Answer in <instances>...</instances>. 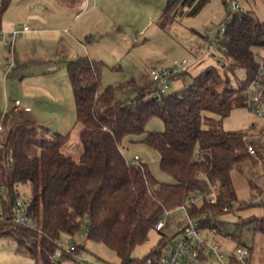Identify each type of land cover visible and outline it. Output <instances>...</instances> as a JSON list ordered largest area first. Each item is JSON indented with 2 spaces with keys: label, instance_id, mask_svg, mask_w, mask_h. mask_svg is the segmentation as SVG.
<instances>
[{
  "label": "trees",
  "instance_id": "obj_1",
  "mask_svg": "<svg viewBox=\"0 0 264 264\" xmlns=\"http://www.w3.org/2000/svg\"><path fill=\"white\" fill-rule=\"evenodd\" d=\"M208 1L169 0L161 27L181 16L196 15ZM11 2L0 0V18ZM222 2L227 18L229 0ZM214 45L220 53L226 49L222 52L225 64L209 65L182 90L157 92L151 98L147 97L155 89H141L135 78L103 87V61L88 55L70 61L67 71L80 125L78 151L68 147L70 133H51L14 111L3 115L0 186L7 188L8 199L0 219V238L12 241L16 251L31 256L34 264H63L71 259L55 257L59 242L86 233V239L104 243L115 252L119 258L115 263L145 264L148 257L170 246L176 234H163L142 257L133 256L134 249L148 240L166 211L175 210L190 195L215 187V203L189 208L192 215H205L206 224H210V213L222 224V217L230 212L224 208L235 202H239L237 210L253 206L254 190L264 185V135L251 138L256 150L252 155L244 136H253V127L226 130L220 119L207 113L221 118L236 107L247 106L245 91L261 64L264 67V56H260L264 21L254 11L243 10ZM260 84L264 89V71ZM154 117L163 121L164 129L147 132V123ZM141 134H145L142 141L159 154L160 167L172 181L157 179L142 158L133 163L125 156L124 140ZM247 164L259 174L258 180L248 175V201L239 200L233 180V171L245 174ZM20 185L30 189L27 224L11 216L15 196L24 195ZM262 208L260 217L238 220L236 230L230 232L236 241L247 224H254L264 235Z\"/></svg>",
  "mask_w": 264,
  "mask_h": 264
},
{
  "label": "rangeland",
  "instance_id": "obj_2",
  "mask_svg": "<svg viewBox=\"0 0 264 264\" xmlns=\"http://www.w3.org/2000/svg\"><path fill=\"white\" fill-rule=\"evenodd\" d=\"M169 0H127L125 4L127 14L130 17L129 28H126L127 34H132V41H120L121 46L127 48L132 42L126 52L124 51V60L116 63V71L114 76L105 77L102 81L103 87L113 83L119 78L125 77L127 74H133L138 68H146L147 66H172L175 60L187 59L190 63L189 73L181 74L176 79L170 81L171 91L182 90L187 87L194 75L202 71L209 65L217 64L211 54L201 56L197 54L198 48H203L208 38L206 34L214 30L213 39L219 34L218 26L223 24L227 15V7L222 0H209L205 6L196 15H184L177 20L169 22L164 28L160 25V19L165 11ZM232 0H229L230 3ZM243 10H252L264 21V0H236ZM120 8V6H119ZM30 27V26H29ZM145 29L143 33H137V30ZM130 39V37H129ZM148 39L150 43L151 56H148L150 61L148 63H141L139 57L145 59V53H141V45L143 41ZM138 41L137 43H135ZM123 48V47H122ZM125 49V48H123ZM212 52H217L215 45L211 46ZM159 52V53H155ZM198 57V62H195V57ZM201 56V57H200ZM261 59L264 56V49H260ZM144 65V66H143ZM243 70L238 71V75L242 76ZM179 78V79H178ZM178 79V80H177ZM67 95L56 102L64 104V112L48 111L43 115L46 118L47 124L52 130L57 129L66 133H70V141L68 142L69 149L73 151L79 150V130L80 125L76 123V106L74 95L71 86L68 88ZM0 91L3 94L4 88L0 85ZM15 99V95L14 98ZM3 101V97L2 100ZM13 102V101H12ZM12 103L11 105H13ZM264 104V93H263ZM215 119H220L226 130H250L253 127L254 135L252 139L262 138L264 133V120L254 114L247 106L234 108L227 116L219 117L214 114H208ZM205 122V120H204ZM164 129L163 121L160 118H151L146 126V131H161ZM264 135V134H263ZM145 134L132 135L124 140V154L132 160L135 155H139L144 162L149 164L150 170L153 175L160 181H172V178L162 171L159 164V154L150 146H148L142 139ZM72 142L76 143L73 144ZM251 166L247 164L246 173L243 174L238 170L233 171V180L237 190L239 200H250L251 189L248 184V175H253L258 180L259 174L253 173ZM260 171V170H259ZM19 190L26 196H30V189L28 185H20ZM263 213L262 205L254 204L253 206L237 211H230L226 213L223 219V228L225 232H234L237 228L238 220H246L249 216L255 215L260 217ZM184 211L176 209L168 216L165 227L162 231L152 229L148 235V240L137 246L132 255L135 257L144 256L149 249L155 245L160 237L164 234L168 237L175 235V238L170 241L173 244L178 237L179 224L178 221L183 218ZM241 238H252V256L251 264H264V235L258 229H254V224H247L243 227L242 231L238 232ZM86 248L98 256L118 262L119 258L108 248L104 243L95 242L84 238ZM234 241L228 240L224 244V251L227 253L233 251ZM0 264H34L31 256L20 254L15 249V244L8 240L0 238ZM63 264H74L72 261H64ZM203 264H214L210 261Z\"/></svg>",
  "mask_w": 264,
  "mask_h": 264
},
{
  "label": "crops",
  "instance_id": "obj_3",
  "mask_svg": "<svg viewBox=\"0 0 264 264\" xmlns=\"http://www.w3.org/2000/svg\"><path fill=\"white\" fill-rule=\"evenodd\" d=\"M126 1L12 0L0 18V31L7 37L11 30L24 24L30 26V30L22 33L15 41V66L12 70L7 69L10 52L0 42V85L4 88L3 94L0 91V118L6 108H12L14 104H11L20 100L19 116L49 128L51 133L64 134L61 130H52L43 115L48 111H65L64 104L56 103V106L53 101L62 100L71 86L67 71L70 61L88 55L106 64L102 81L106 76H114L116 63L124 60V51L132 47V42L127 48L120 44V41H132V34L126 32V28L131 26V19L126 13ZM144 30H137V33H143ZM142 43L141 53L147 55L145 59L139 57L143 64L150 61L148 56L154 51L150 49L148 39ZM151 67H137L133 74H127L111 84L135 78L141 89L153 88L149 76ZM186 73H189V68L182 74Z\"/></svg>",
  "mask_w": 264,
  "mask_h": 264
},
{
  "label": "built area",
  "instance_id": "obj_4",
  "mask_svg": "<svg viewBox=\"0 0 264 264\" xmlns=\"http://www.w3.org/2000/svg\"><path fill=\"white\" fill-rule=\"evenodd\" d=\"M229 15L226 20L218 26L219 34L223 33L226 29V25L230 23L232 18L243 11L236 0H232L229 3ZM80 14L77 15L79 17ZM30 30L27 24L21 25L16 29L11 30L7 37L5 33L0 31V42L9 50V60L7 62V69H14L15 63L13 60V49L16 39L24 32ZM207 33L208 40L206 41L203 48L197 49V54L201 53V56L211 54L213 59L219 64H225L226 59L222 54L226 51L225 48L217 52H212L211 46L218 39L219 34L212 38L215 33L214 30ZM200 56V57H201ZM199 58L195 57V62ZM190 63L187 59L175 60L172 66H153L149 71V76L153 82L155 91L148 95L147 98H151L157 95V92H167L171 91L170 81L176 79L179 75L185 72L189 67ZM264 71L263 64H261L258 75L250 83L245 95L247 96V107L257 116L264 120V104H263V87L260 84V77ZM21 101L15 100L12 108H6L3 115L10 111L18 112ZM2 129V124L0 123V130ZM264 134V133H263ZM251 135H245L244 140L247 142V147L252 155L256 154L254 145L251 143ZM200 160V157H199ZM133 163L140 161V156L135 155L132 160ZM257 168L256 170H258ZM255 170V171H256ZM217 197V192L215 187H211L209 191H200L196 194L190 195L183 204L178 208L184 211V218L179 224L178 237L175 242L170 246L164 248L159 254L148 257L145 264H203L204 262H212L214 264H251L252 256V238L235 240L230 232H225L223 225L217 224V220L210 213V224L204 223L205 215H192L189 213V208L193 205L200 206L204 202L215 203ZM26 196L19 194L15 196L12 208L11 216L13 219L22 224L29 223L28 216V206L26 202ZM8 199L7 188L3 185L0 186V219L3 218L5 209L4 201ZM254 204H261L264 206V185L262 184V189L254 190V197L251 199ZM239 207V202H235L231 206H226L224 208L225 212L237 211ZM175 209V210H176ZM174 211V210H173ZM172 211H166L164 216L157 221L154 226V230L162 231L165 227L166 220ZM86 233L80 238L76 239H64L59 242V246L55 250V257L60 258L64 255H68L74 264H117L113 261L105 260L95 254H92L84 246V238ZM228 240L234 241L233 251L227 253L224 251V244Z\"/></svg>",
  "mask_w": 264,
  "mask_h": 264
}]
</instances>
